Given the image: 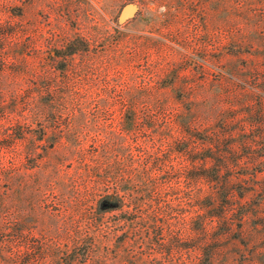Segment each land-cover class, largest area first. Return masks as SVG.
I'll return each instance as SVG.
<instances>
[{
  "label": "rangeland",
  "instance_id": "1",
  "mask_svg": "<svg viewBox=\"0 0 264 264\" xmlns=\"http://www.w3.org/2000/svg\"><path fill=\"white\" fill-rule=\"evenodd\" d=\"M50 86L70 87L86 106V133L96 134L94 124L107 139L94 149L103 168L141 167L146 150L124 160L115 144L134 101L168 121L183 176L178 187L173 176L153 189L143 220L99 213L80 184L93 149L82 159L39 149L37 160L25 154L28 135L0 149V167L22 171L0 180L12 200L22 196L20 205L0 203L4 248L24 245L31 264H264V0H0V87L16 90L9 104L22 113L30 92ZM133 187L124 197L142 198Z\"/></svg>",
  "mask_w": 264,
  "mask_h": 264
},
{
  "label": "trees",
  "instance_id": "2",
  "mask_svg": "<svg viewBox=\"0 0 264 264\" xmlns=\"http://www.w3.org/2000/svg\"><path fill=\"white\" fill-rule=\"evenodd\" d=\"M11 93H13V96H16V90L0 87V149H14V145L18 141H23L28 135L32 138L31 143L26 148L28 150L25 154L32 155L37 160H39L38 157L41 154L38 151L39 149L47 152L48 149H55L57 146H60L63 149H70L72 156H81L84 149H93L91 156L93 159H91V162L92 160H96V162L87 166V176L89 178L80 184H83L85 188L89 186L90 193H94L93 196H96L95 206L99 213L104 214L108 211L123 210L124 212H129V214H135V218L143 220L149 217L147 214L150 208L151 197L148 196L152 194L153 189L157 185L165 186L172 183L173 176L174 179L177 176V187L180 185L181 177L183 176L181 171L183 169L178 167L177 170H174L173 157L171 156L173 141L169 139L172 136L165 133L168 121L164 119L157 120L152 118L151 114L149 115L148 113H144L143 115L141 107L136 106L134 101L129 102L123 110L124 120L121 123L123 131L115 137V144L117 149L125 150L124 160L128 159L127 153H132L131 149L146 150L141 156L138 155V162L140 164L138 167H141L137 173L133 163L123 168L115 165L103 168L98 164L94 149H107L108 146L105 144L107 139L100 135V128L94 124L93 128H96V130H92L96 134L90 135L86 133L89 127L86 106L83 103L75 102L76 95L70 87L56 90L50 86L30 92L22 113L18 112L16 105L9 104L8 95L11 97ZM162 107H160L161 112ZM138 112L140 113L138 114ZM98 116L97 119L99 118ZM138 118H141V123L136 128L135 124H137ZM185 128V125L181 126L178 123V127H176L177 134L183 136ZM176 151L185 152L186 149ZM0 156H2L1 152ZM207 158H214L211 151L201 158L202 168H208L206 167ZM129 161L135 162V159L131 157ZM11 169H13L12 172ZM219 171V169H214L209 174L215 178ZM0 172L4 174H0V180L12 181L15 178L22 179V171L16 168L15 165H12V168L8 169L0 167ZM160 173H163L161 178H159L162 181L156 183L155 181L158 180L156 176ZM134 185H139L140 195L144 196L142 198L124 197L134 189ZM124 190H127L128 193H121ZM6 191L7 189L0 192L1 208L5 206L4 202L9 206L11 203L16 205L22 203V196L19 199L15 198L16 201H14L12 200L14 197H11L9 194L7 195ZM1 214L2 209L0 210V217ZM144 221L146 222V220ZM9 222L7 220V223ZM7 230H10L9 226ZM22 232L21 228L15 226L9 231V233L15 234V238H22ZM123 240L132 241L133 239L130 235H127ZM9 242H11V239L7 241L2 239L0 241V263L31 264L29 261L24 260L27 251L25 246L16 243L12 247L7 245L4 248ZM76 259L77 257L74 255L70 263L75 262Z\"/></svg>",
  "mask_w": 264,
  "mask_h": 264
}]
</instances>
